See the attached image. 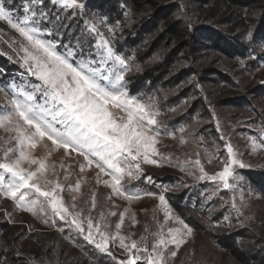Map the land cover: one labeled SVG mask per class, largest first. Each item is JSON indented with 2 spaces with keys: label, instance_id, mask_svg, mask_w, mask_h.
I'll return each instance as SVG.
<instances>
[{
  "label": "trees",
  "instance_id": "trees-1",
  "mask_svg": "<svg viewBox=\"0 0 264 264\" xmlns=\"http://www.w3.org/2000/svg\"><path fill=\"white\" fill-rule=\"evenodd\" d=\"M81 2L85 4L82 10L76 9L75 14L73 10L66 11L71 20L65 23L71 28L63 31L81 37L85 51L91 46L95 52L99 37L87 31L82 35V30L87 28L85 22L95 21L110 46L126 60L129 71L125 81L130 92L145 102H153L161 111L181 106L180 114L174 117L160 115V129L181 137L180 129L188 130L187 141L194 142L208 166L213 164L215 167L213 171L204 168L206 172L214 174L222 170L221 162L226 157L221 131L216 128L218 118H239L240 129L259 141V129L264 126V80H257L256 71L264 68V59H261L264 53L257 49L259 41L249 42L244 34L255 26L264 35V0ZM45 5V11L59 8L48 0ZM9 7L13 16H23L22 0H13ZM253 10L257 15H253ZM60 11L64 13L65 10ZM145 19L153 23V30L145 29ZM178 22L182 27L178 28ZM109 28L114 31L110 32ZM163 32L172 33L166 46L159 42ZM201 34L204 38L199 41ZM44 37L54 40L60 52L65 51L60 45L68 44L67 35ZM75 43L73 39L72 44ZM7 60L0 51V66L5 71L19 68ZM142 68L145 69L138 75H131L132 71ZM5 71L0 68L1 77L6 76ZM250 85L256 86L259 100L247 96ZM215 107L220 109L214 111ZM242 113L247 115L240 118ZM209 155L214 156L211 163L207 159ZM261 168L263 170L254 169L251 165L238 169L245 179L235 192L236 199L243 191L245 200L259 198L261 201L259 214L252 223L243 216L238 217L231 207L234 193L222 187L217 189L218 182L197 179L200 173L193 164L190 167L185 164L181 176L165 178L168 182L162 187L157 184V179L152 181L153 184L143 183L151 191L162 193L171 200L176 198L174 201L179 203V211L185 220L191 221L215 249L197 256L193 252L184 264H264V167ZM253 171L257 173L253 174ZM58 227L54 232L74 252L67 253V247L58 244L52 231L29 232L25 226L1 220L0 213V264H118V257L113 255V259L100 253L73 228H61L60 224ZM137 264H145L144 257Z\"/></svg>",
  "mask_w": 264,
  "mask_h": 264
},
{
  "label": "snow or ice",
  "instance_id": "snow-or-ice-1",
  "mask_svg": "<svg viewBox=\"0 0 264 264\" xmlns=\"http://www.w3.org/2000/svg\"><path fill=\"white\" fill-rule=\"evenodd\" d=\"M12 3L13 0H0V20L7 21L22 38L13 51L19 56L21 66L40 83L17 85L13 82L7 85L12 90L10 94L0 87V92H5L10 106V109L0 114V130L6 134L0 137L3 141L0 145V193L33 215H47L50 206L54 216L68 222L88 244L109 257H113L110 246L118 243L128 254V258L118 264H137L140 253H144L145 264H170L187 243V237L192 235L193 229L172 212L164 194H159L158 200L164 209L165 219L175 220L179 227L165 231L161 226L153 234L155 240L149 247L146 237L137 242L120 235L123 214L115 225L114 233L108 231L107 224L94 227L91 217L85 228L81 213L72 214L64 205L60 195L64 189L62 184L57 181L50 190L42 186L41 180L44 185L52 183L46 178V157L32 155V150L38 145L50 141L55 149H64L66 153L76 152L84 157L87 166L95 164L100 173L111 175V182L105 180L104 184L111 187L113 193L125 196L129 201L139 199L141 195L155 197V193L141 194L126 188L122 182L125 179L129 182L139 180L143 176L142 164L159 165L160 161L155 158L160 155L157 148L159 137L168 134L159 127V111L153 102H145L141 97L129 93L125 81V74L129 70L126 60L110 46L95 21H86L87 28L82 30V35L87 31L99 37L94 46L95 52L91 46L85 51L81 37L63 31L71 28L70 24L65 23L71 20L66 11L73 10L75 14L76 9L82 10L85 4L81 0H48L51 5L59 6L56 11H45V0H22L23 16L16 19L9 7ZM61 9L65 10L64 13H61ZM253 15H257L255 10ZM100 23H104L103 18ZM108 30L114 31L113 28ZM54 34L68 37V44L60 45L65 49L63 53L58 51L54 40L44 38L45 35ZM244 36L249 42H261L260 47L264 49V35L260 34L259 28L251 26ZM73 39L76 40L74 45ZM12 43L15 44V41ZM20 53L23 55L20 56ZM117 65L119 68H116ZM114 110L124 115L117 117ZM259 131V141L257 137L250 138L252 152L264 149V126ZM220 139L225 138L221 136ZM12 141L15 143L12 144ZM184 142L181 139V143ZM224 147L226 157L221 162L222 171L216 174L210 176L199 158L186 163H192L198 169L200 175L197 179L218 182L217 189L222 187L234 193L231 207L239 217L243 215L242 209L246 204L243 191L240 192L239 203L235 196L240 182L245 179L238 169L251 165L242 160L241 154L230 142L225 140ZM160 159L164 157L161 155ZM207 159L211 163L214 156L209 155ZM25 164L29 167H24ZM31 165H36L35 169ZM84 167L80 166L81 171ZM181 170H184L183 167ZM146 179L151 182V177ZM79 189V181L74 187L68 188L69 191ZM91 206L96 207L95 194ZM100 219L103 221V214Z\"/></svg>",
  "mask_w": 264,
  "mask_h": 264
},
{
  "label": "rangeland",
  "instance_id": "rangeland-1",
  "mask_svg": "<svg viewBox=\"0 0 264 264\" xmlns=\"http://www.w3.org/2000/svg\"><path fill=\"white\" fill-rule=\"evenodd\" d=\"M160 15H162V12ZM151 17H154V15H152ZM13 18L16 19L18 18V16L14 15ZM157 19L158 17H156V20ZM143 21H145L144 25H146V30L147 28L152 30L155 28V26L153 28V23L149 21V19H145ZM177 24L178 28L182 27L181 23L178 22ZM101 33L103 34V31H101ZM171 35V32H163L162 34H160V44L166 46L167 43L171 40ZM234 36L239 39L241 38L236 35ZM203 38L204 37L201 34V37L199 36L198 40L200 41ZM13 41H15V44L12 43ZM206 41L210 40L206 39ZM20 42H22V38L19 36V34L11 28L7 21L0 20V51L8 58L7 63H11L13 66L19 67L18 69H14L13 71H5L4 68L0 66V68L6 72V74H4L6 76H0V87H4L5 91L9 94L12 92V90L8 88L7 85H10L13 82H15L17 85H30L40 83V81H38L35 77L28 74L26 68L21 66L19 56L15 51H13V48L18 47ZM260 43L261 42H259L257 49L262 54L264 53V49L260 47ZM61 53L63 52L61 51ZM22 55L23 53H20V56ZM109 66H111V62H109ZM116 68H119V66L117 65ZM144 69L145 68L134 70L131 72V75H138L139 72ZM128 71L126 73H128ZM256 72L257 80H264V68H260ZM160 77H163V75H161ZM235 77L237 76L235 75ZM254 87L256 86L250 85V90H248L247 96L252 97L255 100H259L260 95L256 91L257 88L254 89ZM127 90L131 95L140 97L136 93L130 92L128 88ZM7 99L8 98L6 97L5 92H0V114H3V111L5 109H10V106L7 103ZM165 108L168 109L167 106ZM156 109L159 111L160 115L163 114L166 115V117H174L175 115L180 114L182 110L181 106L179 105L170 108V111H161L159 108ZM214 109L218 110L220 108L215 107L213 108V110ZM114 111H116L117 117L124 115V113L120 112L119 110ZM219 114L221 115V117L223 116L221 114V111L219 112ZM160 115L158 116V119ZM246 115L247 114L242 113V116L240 118ZM214 116H217L218 118V115L216 113ZM218 119L220 120L218 121L219 130L221 131L220 134L225 138L223 140V144L225 143V140L230 142L233 148L241 154V158L246 164L252 165L254 169L263 170L261 167H264V149H261L257 152H252L250 139L252 136L248 135L246 132L240 129L241 124L239 122L241 120H239V118L237 117L231 119L230 117H223V119ZM161 131L164 130L161 129ZM168 132L170 131H167L166 133ZM186 132L188 133V130H184L183 132H181L182 137L180 135H173L170 133L161 135L157 144L160 155L155 157L158 161H160L159 165L142 164L143 176H141L139 180L129 182L127 179H125V181L122 182L126 188H130L131 190H134L141 194L145 192L156 194L155 197L141 195V198L131 201L126 199L125 196H120L113 193L111 187L104 184L105 180L111 182V175L100 173L95 164L90 167L87 166L84 157L76 152L66 153L64 149H55L51 145L50 141H45L38 145L34 150H32V155L34 157L40 158L46 157V164L48 165L46 178L52 183L44 185L43 180H41L42 186L45 189L50 190L57 181L62 184L64 186V189L63 191H61L60 195L64 201V205L68 207L69 212H71L72 214L81 213V218L83 220L85 228L87 227L88 218L91 217L94 227L97 224H107L108 231L114 233L116 231L115 225L119 222L121 214H123L124 222L120 229V235L130 237V240L137 242H140L142 237H146L147 244L149 247H151L155 240L153 234L156 233L161 226H163L164 230L166 231L168 228L179 227V225L175 222V220L165 219L164 209L161 207L158 200V196L161 193L151 191L152 189H148L147 187L149 186L147 185L143 186V183L147 182L148 184H153L152 181L157 179V184L162 187L168 182L165 181V178H171V176L173 177L174 175L181 176L183 172L181 168L184 167L185 164L189 167L192 165V163L184 164L183 162L195 161L198 158L201 160L202 165L206 166L204 168L208 169V171H213V169H215L213 164H209L208 166L206 159L200 156V148L194 142L187 141L185 136ZM5 136L6 134L3 132V130H0V137ZM181 139H183L185 142L181 143ZM11 143L14 144L15 142L12 141ZM2 144L3 141L0 140V145ZM197 153L199 154L198 156ZM161 155L164 157L163 160L160 159ZM0 158H2V147H0ZM52 165H55L54 169L52 168ZM81 165H85L83 171H81ZM24 167H29V165L25 164ZM31 167L35 169L36 165H31ZM220 171L222 170H219L218 172ZM256 173L257 172L253 171V174ZM208 174L210 176L213 175L212 172H208ZM214 174L216 173L214 172ZM146 177H151V182H149ZM7 178L8 177L6 175V179ZM98 180L99 182H97ZM77 181L80 182L79 191H69V186L74 187ZM93 194H95V208L91 206ZM73 197H75V199H73ZM175 199L176 198H173V200H171L170 198L166 197L169 208L176 216L183 219V221L193 229V233L191 236L187 237V243H185L180 248L177 257L174 260L170 261V264H184L186 262L185 260L190 259V256L193 254V252H196L197 256L207 254V252H209V249H211L212 251H214L215 249L212 247V244L205 238V236L197 232L199 230L197 229V227H195V225L191 223V221L185 220V218L179 211V203L177 201H174ZM257 199L251 201L245 200L244 198L246 207H243L242 209V216L248 219L250 223L254 222L259 214L258 205H260L261 201L260 199ZM239 200L240 198L237 200V203H239ZM111 212H115L116 214L110 215ZM0 213L1 220H5L10 224H19L25 226L29 232H32L33 230H41L42 232L52 231L56 235L54 231L55 229L59 228V224L61 228L71 227L74 229V227L71 226L68 222L60 220L58 216H54L51 213L50 206L48 208L47 215H45L44 213L33 215L31 212L24 211L17 207L16 201L6 197L3 193H0ZM101 214H103L104 217L103 221H101L100 219ZM133 221H135V223ZM74 231L76 232L75 229ZM97 238H99L98 233ZM57 242L58 244L65 245L67 247V253H69V251L74 252L72 248H68L67 244L63 242L61 237L58 238L57 236ZM110 247L113 255L118 257V261L126 260L128 258V254L119 247L118 243L115 245H111ZM139 255L142 258L144 257V253H140Z\"/></svg>",
  "mask_w": 264,
  "mask_h": 264
}]
</instances>
